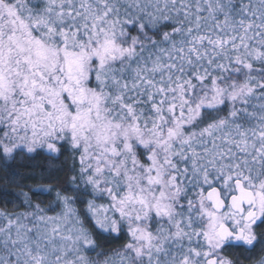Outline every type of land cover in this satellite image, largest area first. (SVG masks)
Here are the masks:
<instances>
[{
  "label": "snow or ice",
  "instance_id": "obj_1",
  "mask_svg": "<svg viewBox=\"0 0 264 264\" xmlns=\"http://www.w3.org/2000/svg\"><path fill=\"white\" fill-rule=\"evenodd\" d=\"M0 264H264V0H0Z\"/></svg>",
  "mask_w": 264,
  "mask_h": 264
}]
</instances>
